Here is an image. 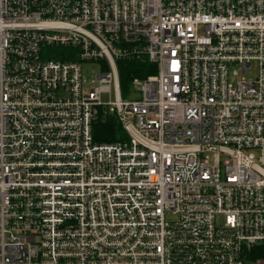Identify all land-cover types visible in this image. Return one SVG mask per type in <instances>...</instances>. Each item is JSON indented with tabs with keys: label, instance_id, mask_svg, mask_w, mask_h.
<instances>
[{
	"label": "built area",
	"instance_id": "obj_1",
	"mask_svg": "<svg viewBox=\"0 0 264 264\" xmlns=\"http://www.w3.org/2000/svg\"><path fill=\"white\" fill-rule=\"evenodd\" d=\"M0 264H264V0H0Z\"/></svg>",
	"mask_w": 264,
	"mask_h": 264
},
{
	"label": "trees",
	"instance_id": "obj_2",
	"mask_svg": "<svg viewBox=\"0 0 264 264\" xmlns=\"http://www.w3.org/2000/svg\"><path fill=\"white\" fill-rule=\"evenodd\" d=\"M57 59H71L69 57L61 58L60 54H68L67 49H57ZM118 69L120 75V84L123 97H126L134 79L145 80L149 76L157 74V67L148 60H127L119 61ZM94 139L97 143H115L126 141L129 135L120 121L114 116H106L100 112L94 124Z\"/></svg>",
	"mask_w": 264,
	"mask_h": 264
},
{
	"label": "rangeland",
	"instance_id": "obj_3",
	"mask_svg": "<svg viewBox=\"0 0 264 264\" xmlns=\"http://www.w3.org/2000/svg\"><path fill=\"white\" fill-rule=\"evenodd\" d=\"M100 73V66L97 63H93L91 65L85 64L83 66V76L88 82H92L96 79V75ZM250 77V76H247ZM102 100L104 102H109L110 97L108 94H104L102 96Z\"/></svg>",
	"mask_w": 264,
	"mask_h": 264
}]
</instances>
